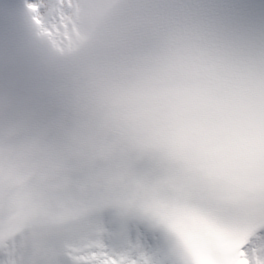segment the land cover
<instances>
[{"label": "snow or ice", "instance_id": "6c2138e0", "mask_svg": "<svg viewBox=\"0 0 264 264\" xmlns=\"http://www.w3.org/2000/svg\"><path fill=\"white\" fill-rule=\"evenodd\" d=\"M113 6L25 5L39 35L59 37L69 50L83 39L82 15L102 19ZM163 38L159 26L139 42ZM167 39L202 53L204 70L168 119L136 141L147 146L122 154L123 195L62 204L39 227L0 210V264H264V45L196 17ZM173 124L178 134L167 131ZM158 238L168 259L149 254Z\"/></svg>", "mask_w": 264, "mask_h": 264}, {"label": "clouds", "instance_id": "9594fccd", "mask_svg": "<svg viewBox=\"0 0 264 264\" xmlns=\"http://www.w3.org/2000/svg\"><path fill=\"white\" fill-rule=\"evenodd\" d=\"M90 10L113 4L102 19L86 11L78 22L83 39L69 45L43 38L69 61L73 74L72 113L66 127L28 133L22 125L0 133V210L39 227L60 205H77L123 195L120 158L146 147L136 141L147 129L167 120L181 96L197 86L203 54L188 50L177 35L194 19L190 11L165 3H116L74 0ZM49 23H55L49 17ZM163 26L165 38L140 43ZM62 49V51H58ZM178 134L176 125L167 128ZM47 201L42 207V202ZM112 214L116 215L115 209Z\"/></svg>", "mask_w": 264, "mask_h": 264}, {"label": "bare ground", "instance_id": "6f19581e", "mask_svg": "<svg viewBox=\"0 0 264 264\" xmlns=\"http://www.w3.org/2000/svg\"><path fill=\"white\" fill-rule=\"evenodd\" d=\"M38 1V0H37ZM45 4H51L53 3V0H43ZM149 254L155 258V251L153 249H149Z\"/></svg>", "mask_w": 264, "mask_h": 264}]
</instances>
